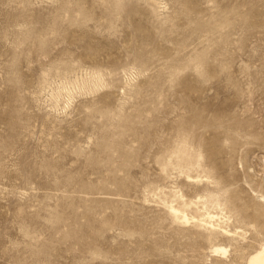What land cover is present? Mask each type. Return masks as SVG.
I'll return each mask as SVG.
<instances>
[{"label":"rangeland","instance_id":"1","mask_svg":"<svg viewBox=\"0 0 264 264\" xmlns=\"http://www.w3.org/2000/svg\"><path fill=\"white\" fill-rule=\"evenodd\" d=\"M263 246L264 0H0V264Z\"/></svg>","mask_w":264,"mask_h":264},{"label":"bare ground","instance_id":"2","mask_svg":"<svg viewBox=\"0 0 264 264\" xmlns=\"http://www.w3.org/2000/svg\"><path fill=\"white\" fill-rule=\"evenodd\" d=\"M248 261V264H264V246L257 254L253 255Z\"/></svg>","mask_w":264,"mask_h":264}]
</instances>
